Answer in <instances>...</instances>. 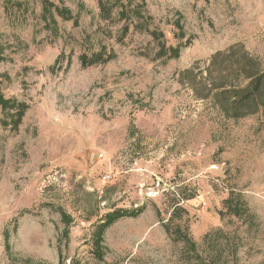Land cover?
I'll use <instances>...</instances> for the list:
<instances>
[{"label":"rangeland","instance_id":"1","mask_svg":"<svg viewBox=\"0 0 264 264\" xmlns=\"http://www.w3.org/2000/svg\"><path fill=\"white\" fill-rule=\"evenodd\" d=\"M120 1L158 38L121 40L99 0H0V264H194L164 227L176 200L196 242L221 228L240 243L229 264H261L264 107L230 117L183 73L233 46L264 68V0ZM232 193L242 217L220 213ZM138 207L97 257L105 216Z\"/></svg>","mask_w":264,"mask_h":264},{"label":"trees","instance_id":"2","mask_svg":"<svg viewBox=\"0 0 264 264\" xmlns=\"http://www.w3.org/2000/svg\"><path fill=\"white\" fill-rule=\"evenodd\" d=\"M99 16L107 29L113 24L122 22L120 39L123 40L128 34L130 27L133 30H142L150 32L154 38H158L156 31H151L147 24V18L142 14L139 6L132 7L124 4L120 0H99ZM65 18L70 19L68 13H60ZM177 54L178 49L173 50L162 48L158 56L167 55L169 58ZM112 56L104 58L102 52L89 58L83 55L82 65H93L104 63ZM204 73H206L204 75ZM191 76L190 82L195 86H201L204 90L201 96L204 98L210 95L215 98L226 115L233 118L244 117L248 114H254L264 107V68L262 63L245 51L242 47L233 46L226 52H218L211 60L209 67L204 71L194 73V70H187L183 73ZM191 198V197H190ZM183 199V198H182ZM189 199V198H187ZM184 200V199H183ZM226 210L221 214H233L236 217H242L246 214L248 208L240 199L238 194L232 193L225 200ZM143 211V207L132 210H117L110 212L105 216L96 236L95 255L103 257L100 242L105 228L113 222L124 216H137ZM182 212H186L180 201H175L171 216L164 227L167 233L174 237L175 241L181 242L182 256L190 263L194 264H229L237 259V253L240 243L237 241V235H232L221 228L208 231L202 240V243L196 242L189 234L187 226L178 221ZM175 218V227H172ZM70 264H78L76 260ZM261 264H264L262 262Z\"/></svg>","mask_w":264,"mask_h":264},{"label":"built area","instance_id":"3","mask_svg":"<svg viewBox=\"0 0 264 264\" xmlns=\"http://www.w3.org/2000/svg\"><path fill=\"white\" fill-rule=\"evenodd\" d=\"M107 177H110V176H107Z\"/></svg>","mask_w":264,"mask_h":264}]
</instances>
